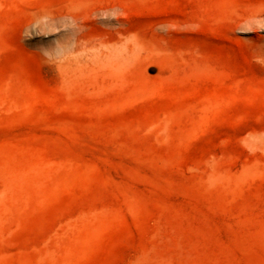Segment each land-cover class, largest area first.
I'll return each mask as SVG.
<instances>
[{"label": "rangeland", "instance_id": "rangeland-1", "mask_svg": "<svg viewBox=\"0 0 264 264\" xmlns=\"http://www.w3.org/2000/svg\"><path fill=\"white\" fill-rule=\"evenodd\" d=\"M0 264H264V0H0Z\"/></svg>", "mask_w": 264, "mask_h": 264}]
</instances>
